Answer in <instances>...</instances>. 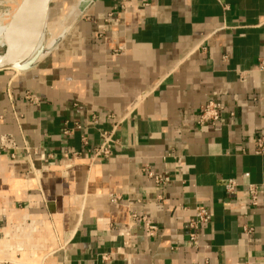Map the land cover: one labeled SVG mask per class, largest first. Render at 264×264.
Here are the masks:
<instances>
[{
  "label": "crops",
  "instance_id": "1",
  "mask_svg": "<svg viewBox=\"0 0 264 264\" xmlns=\"http://www.w3.org/2000/svg\"><path fill=\"white\" fill-rule=\"evenodd\" d=\"M56 34L29 70L0 71V138L19 146L0 149V264H264V0L79 1ZM210 100L226 106L223 120L198 126ZM113 130V156L92 160ZM201 207L210 222L192 245ZM132 212L159 235L131 225Z\"/></svg>",
  "mask_w": 264,
  "mask_h": 264
},
{
  "label": "built area",
  "instance_id": "2",
  "mask_svg": "<svg viewBox=\"0 0 264 264\" xmlns=\"http://www.w3.org/2000/svg\"><path fill=\"white\" fill-rule=\"evenodd\" d=\"M225 8H227L224 5ZM112 14H109L111 17ZM259 69L261 71L264 70V56L260 58L259 61ZM9 97L11 98L10 92ZM24 99L33 107H37L42 102V97L39 95L32 93L30 91H26L24 93ZM226 112V106L223 102L217 100H210L206 103L202 111L200 112L198 119L196 121L198 126L202 127H215L218 126L224 117V113ZM14 118L21 125V116L16 112L13 111ZM233 116L234 113H231ZM78 129H81L79 125H77ZM69 129H64L65 135H70ZM114 130L111 132H103L102 136V143L93 149V157L92 160H95L98 157H104L109 159L113 156L114 146L116 141L113 138ZM82 141L84 144H87V137L85 135L82 136ZM256 145V153H263L264 152V133L258 135L255 139ZM24 150L31 156V153L34 152L38 154L37 149L30 148L27 144L23 147ZM0 149L2 151L5 150H15L19 149L17 141L15 137L11 134H4L0 138ZM42 159H46V155L43 153H39ZM81 153L78 151H73L71 154L68 152H64L65 158H76L80 156ZM147 175L157 187H162L167 184V179H165L162 175L153 172L150 169H147ZM239 183L237 179L230 178L227 180L225 184V193L226 196L229 198H233L237 193V188ZM248 194L250 198V204L255 207L259 204V188L256 184H248L247 186ZM161 198V196L159 197ZM131 218V225L142 224L145 228L146 234L149 237H157L159 235V228L156 224L152 222V220L147 215H140L136 212H132L130 214ZM210 209L206 207H201L195 210V213L191 219L188 221V226L186 230V234L189 238V242L192 245H195L200 240V231L201 227L208 224L210 222ZM130 225V227H131ZM246 232H251L253 229L249 227H244ZM102 260L104 261H112L110 254H103L101 255Z\"/></svg>",
  "mask_w": 264,
  "mask_h": 264
},
{
  "label": "water",
  "instance_id": "3",
  "mask_svg": "<svg viewBox=\"0 0 264 264\" xmlns=\"http://www.w3.org/2000/svg\"><path fill=\"white\" fill-rule=\"evenodd\" d=\"M52 1L23 0L6 33L4 48L0 53V71L18 70L25 72L39 62L40 55L30 56L32 50L31 37L29 32H26V29L28 28V24L30 27L31 24L33 25L35 18L42 17L44 10ZM60 36L61 40L63 34Z\"/></svg>",
  "mask_w": 264,
  "mask_h": 264
},
{
  "label": "bare ground",
  "instance_id": "4",
  "mask_svg": "<svg viewBox=\"0 0 264 264\" xmlns=\"http://www.w3.org/2000/svg\"><path fill=\"white\" fill-rule=\"evenodd\" d=\"M80 1H82L83 8H86L94 0H80ZM9 2L14 3V8L8 14L9 18L7 22L6 21L2 22V20H0V48L4 46L5 37L8 31L9 25L12 19L14 18L15 14L18 12L20 6L22 5L23 0H9ZM48 7H46V9L44 10L42 17L38 19L35 18L33 20L34 21L33 25L31 24V27H30L28 24V28L26 29V32H29V35L31 37L30 42L32 44V50H31L30 56L40 55V58L38 61H40L43 57L48 55L55 48V46L57 45V42L60 40V37H61L60 36L61 34L57 35L56 33L61 26V22H63L64 14L57 16L54 19H51V18L48 19V16H49Z\"/></svg>",
  "mask_w": 264,
  "mask_h": 264
},
{
  "label": "rangeland",
  "instance_id": "5",
  "mask_svg": "<svg viewBox=\"0 0 264 264\" xmlns=\"http://www.w3.org/2000/svg\"><path fill=\"white\" fill-rule=\"evenodd\" d=\"M79 1L80 0H53L48 7V15H49L48 19L49 18L54 19L57 16L63 15L66 9L69 8V6L78 5ZM13 8H14V3L9 2V0H0V20H2V22L5 21L7 22L9 18L8 14L10 13L11 10H13ZM67 22H69V20L65 21L64 24ZM3 48L4 47L0 48V53L3 51Z\"/></svg>",
  "mask_w": 264,
  "mask_h": 264
}]
</instances>
